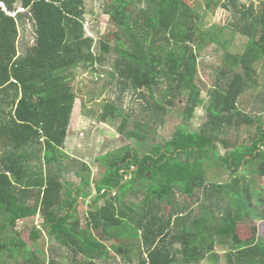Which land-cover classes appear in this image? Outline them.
Wrapping results in <instances>:
<instances>
[{"label":"trees","instance_id":"1","mask_svg":"<svg viewBox=\"0 0 264 264\" xmlns=\"http://www.w3.org/2000/svg\"><path fill=\"white\" fill-rule=\"evenodd\" d=\"M86 1L0 0V143L5 152L0 158V217L5 220L0 228L16 229L24 220L32 240L45 231L63 250L73 252L76 262L82 258L85 264H98L110 251L106 239L137 236L134 229L127 228L133 205L123 206L122 195L137 185L133 195L145 193L139 215L144 218L143 212H148L139 224L146 232V253L139 255L140 264H201L207 260L220 264L218 247L224 249L227 264H264V238L255 234L245 240L240 230V216L249 213L252 206L248 175L264 178V121L239 106L240 98L255 89L257 64L264 59V0L257 1L258 12L237 0H225V8L232 7L237 19L235 33L248 37L249 43L238 57L226 54L225 59L233 60L232 66L238 63L240 70L231 66L232 73L221 72L219 83L223 86L218 84L213 90L212 105L207 108L211 116L208 126L200 131L182 126L171 140L155 144L151 152L119 155L112 175L99 185L104 193L96 197L86 227L81 228L76 206L80 199L93 196L92 192L85 189L88 183L65 191L61 179L63 148L77 101L71 70L111 64L114 78L125 91L140 92L142 97L144 91L150 94L144 108L149 121L142 127L151 131L152 122L162 121L164 112L185 90L189 94L184 117L186 121L194 117L202 92L197 84L200 55L195 47L217 42L228 48L221 39L224 29H201L194 9L184 0H110L105 5L106 14L117 32L113 38L105 35L101 39L106 58L95 53V42L85 31ZM25 18L33 23L35 44L20 55V24ZM163 81L166 90L155 99L154 88ZM107 108L103 115L110 116L109 121L125 117L114 104ZM243 127L255 129L252 142L238 147L223 140L228 150L221 155L218 131L233 128L238 132ZM128 137L139 138L134 132ZM220 166L235 174L229 185L208 182V170ZM178 185L192 202L204 201L200 215L191 221L193 214L185 216V206L177 207L178 213L167 219L160 215L162 204ZM101 201L104 206L98 208ZM38 215L41 226L34 224ZM177 245L180 252H176ZM21 247L28 256L19 252ZM111 247L118 254L131 253L122 244ZM5 251L16 264H39L21 234L0 244V256Z\"/></svg>","mask_w":264,"mask_h":264},{"label":"rangeland","instance_id":"2","mask_svg":"<svg viewBox=\"0 0 264 264\" xmlns=\"http://www.w3.org/2000/svg\"><path fill=\"white\" fill-rule=\"evenodd\" d=\"M188 5L192 6L194 12L199 19V27L203 30L209 29H224L222 35V42L228 43V48L224 49L220 43L214 42L208 45H197L195 51L199 52L198 58V73L197 84L201 89V99L199 107L196 109L194 117L186 121L184 111L188 100L189 91L184 92L182 97L175 101L173 107H168L164 112L162 121L152 122L151 131L142 127V123L149 121L148 112L144 111L147 101H150V94L143 92L145 97H142L140 92L132 90L125 91L122 83L114 78L113 66L109 63H97L94 68L86 69L80 66L71 70L75 75L73 83L74 91L77 95L75 110L73 113L71 126L69 130L68 144H64V157L61 158L63 162L61 179L65 186V191L70 190L73 186L84 187L87 191L92 192L91 197L79 201L76 206V220H80L81 228L86 227L87 214L93 210L92 205L96 202V197L102 195L99 185L102 180L110 177L116 168L117 157L119 155H126L128 151L138 152L140 154L148 153L153 150L155 144L163 145L171 140L178 128L186 126L190 131H200L207 127V123L211 121V116L208 112V107L212 105L213 90L219 84L223 86L221 80V72L226 70L232 73V68L236 71L240 70L238 63L232 66L235 62L233 60L225 59L229 54L232 57H238L243 54L246 45L249 43V38L241 33H235L234 26L237 19L235 13L230 9L225 8V0H216L208 5L207 0H184ZM258 0H237L240 5L255 7V12H258L256 7L259 6ZM110 0H87V24L85 31L87 36L92 38L95 42V53L102 54L103 57L107 54L101 50V39L108 35L113 38L117 28L111 21L109 15L106 14ZM145 3V2H144ZM145 5H143L144 7ZM242 7V6H240ZM260 7V6H259ZM20 12H23L21 6L18 5ZM24 24H20L19 37V52L24 55L27 49L35 44V30L33 23L29 18H25ZM180 32H185L181 30ZM235 33V34H233ZM202 40V37H201ZM114 46V42L111 47ZM232 66V68H231ZM259 71L258 83L255 89L252 88L247 91L239 100L240 108L249 114H257L262 116L264 121V111L258 112L256 107L264 108L261 103V94L264 95V59L257 64ZM166 90V83L163 81L158 88H154L155 99L161 98L163 91ZM264 97V96H263ZM114 104L121 109L125 117L119 116L116 119L109 121L110 116L103 115L107 106ZM257 112V113H255ZM107 120V122H105ZM125 124L123 130L121 125ZM134 132L139 138H129L128 133ZM217 141L220 145V154L224 155L228 149L222 144V141L229 142L230 145L237 144L238 147L249 145L255 135L254 128L243 127L236 132L233 128L225 131H218ZM129 150H124V149ZM5 155L0 143V154ZM34 162V161H33ZM245 162H243L244 164ZM120 164V163H119ZM123 165V163H121ZM257 168V165L250 167L245 172H250ZM130 180V176H127ZM235 174L231 170L220 166L210 168L207 172L209 183H217L229 185L232 183ZM251 181L250 187L253 198L251 200L252 206L249 213H244L240 216L242 219L241 234L246 240L253 237L255 234L264 238V178H259L256 175H248ZM125 183V182H124ZM100 187V188H99ZM74 188V189H76ZM97 188L99 190H97ZM137 185L133 189L123 193L124 205H133L132 211L127 217V228L134 229L133 233L137 236H126L122 240L120 238L106 239L110 251L107 253V258L98 262V264H140L139 255H145V229L140 227V222L144 221L147 215V210L143 212L142 218L139 214L144 207L142 201L145 193L141 192L138 196H134ZM65 191L63 194L65 195ZM75 195V193H73ZM199 202H192L184 193V188L179 185L168 196L167 200L162 204L161 216L164 219L169 218L171 213H178L177 207L182 208L185 216L193 214L190 221L195 216L200 215ZM206 205L209 203L206 202ZM104 201L98 203L97 207H103ZM180 216V214H179ZM176 217H178L176 215ZM146 221V220H145ZM5 220L0 217L1 225ZM24 220L18 222V228L13 229L8 227L6 230L0 228V244L8 242L10 239L18 238L21 234L22 240L31 248L33 258L39 264H50L51 261L57 264H85L82 258L76 262V256L69 249L63 250L61 243L47 232L43 231L38 240H32L30 233L25 228ZM37 226H41L42 217L38 215L35 218ZM176 227V226H175ZM139 230L138 233L136 231ZM132 231V230H130ZM105 237V234H104ZM119 239V240H118ZM121 242V243H120ZM113 244H122L123 247L128 248L131 253L118 254L112 249ZM132 250L135 252L132 254ZM176 252H180V245H177ZM217 253L222 256L220 264H227L223 258L224 249L218 247ZM28 256L25 248H19V252ZM0 256V264H16L13 257H8V252H3ZM177 254V253H176ZM181 258V256H180ZM201 264H211V262L203 261Z\"/></svg>","mask_w":264,"mask_h":264},{"label":"crops","instance_id":"3","mask_svg":"<svg viewBox=\"0 0 264 264\" xmlns=\"http://www.w3.org/2000/svg\"><path fill=\"white\" fill-rule=\"evenodd\" d=\"M69 136H70V134H68V138H69ZM68 138H67V141H66V145L68 144ZM66 145H65V146H66ZM65 146H64V148H65ZM64 148H63V151H64ZM1 152H2V151H1ZM2 154H3V152L0 154V158H1Z\"/></svg>","mask_w":264,"mask_h":264},{"label":"built area","instance_id":"4","mask_svg":"<svg viewBox=\"0 0 264 264\" xmlns=\"http://www.w3.org/2000/svg\"><path fill=\"white\" fill-rule=\"evenodd\" d=\"M2 6H3L4 10H5V7H4V5H2Z\"/></svg>","mask_w":264,"mask_h":264},{"label":"water","instance_id":"5","mask_svg":"<svg viewBox=\"0 0 264 264\" xmlns=\"http://www.w3.org/2000/svg\"><path fill=\"white\" fill-rule=\"evenodd\" d=\"M128 178V177H127Z\"/></svg>","mask_w":264,"mask_h":264}]
</instances>
